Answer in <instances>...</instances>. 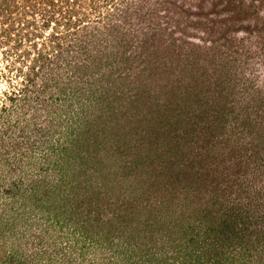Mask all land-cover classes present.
<instances>
[{"label":"rangeland","instance_id":"374dc122","mask_svg":"<svg viewBox=\"0 0 264 264\" xmlns=\"http://www.w3.org/2000/svg\"><path fill=\"white\" fill-rule=\"evenodd\" d=\"M119 1H97L100 10H90V18L121 19ZM177 18L181 15L164 11L143 21L132 18L158 29L149 50L158 47L159 52L149 55L155 64L150 62L148 70L143 69L148 48H139V26L129 27L130 18L119 20L126 28H119L124 33L120 43H112L119 34L115 28H86L80 42L92 37L96 44L89 53L76 50L60 60L61 67L44 80L48 90L29 102L19 93L11 101L6 98L5 93L22 86L19 68L26 71L29 61L17 60L18 52L8 51L12 46L2 45L6 38L0 36V107L7 106L5 112L0 109V264L179 263L177 244L189 239L174 241L168 221L175 220L180 229L185 225L174 218L181 217L176 204L182 199L168 201L164 178L154 190L144 188L141 176L132 183L117 176L118 158L128 144L137 155L143 148L136 142L141 133L157 149L165 143L158 136L161 128L173 135L185 132L175 125V116L167 117L163 101L176 76L186 87L191 75L186 69L195 75L191 61L197 65L199 53L191 34L202 39L209 34L203 27L175 30ZM111 51L120 55L115 62ZM171 62L174 68L168 70ZM44 81L36 88H45ZM212 145L210 138L192 136L188 150L198 154ZM181 149L187 151L183 143ZM142 198L150 202L144 208ZM144 224L150 226L142 229Z\"/></svg>","mask_w":264,"mask_h":264},{"label":"trees","instance_id":"16d2710c","mask_svg":"<svg viewBox=\"0 0 264 264\" xmlns=\"http://www.w3.org/2000/svg\"><path fill=\"white\" fill-rule=\"evenodd\" d=\"M97 1L0 0V36L6 38L1 44H10L8 51L18 52L17 60L29 61L26 71L19 68L22 86L5 93L6 98L11 101L16 93L27 101L33 95L41 97L48 90L44 80L61 67L60 60L76 50L89 53L91 43L96 44L92 37L80 42L88 27L115 28L113 33H119L124 28L119 20L130 18L129 27L139 26L135 29L142 39L139 48H148L141 52L146 70L150 62L155 64L149 55L159 52L158 47L149 50L158 29L134 23L132 18L143 21L160 11L175 12L181 15L175 30L206 28V39L191 34L199 53L197 65L191 61L197 67L195 75L185 67L191 73L186 87L178 85L181 79L176 76V85L171 83L169 95L163 97L167 117L175 116V125L185 132L173 135L172 130L161 128L158 136L163 135L165 143L157 149L141 133L136 142L143 148L137 155L128 144L118 158L122 162L117 176L130 183L141 176L144 188L154 190L164 178L168 201L182 199L176 204L181 217L174 218L185 225L180 229L175 220V224L168 221L174 241L189 239L177 244L181 251L177 264H264V0H120L116 9H122L124 17L119 14L117 18H122L117 21L103 17L94 22L89 12L100 10ZM123 35H114L112 43L123 42ZM22 45L26 46L22 49ZM116 52H110L113 62L120 56ZM42 81L45 88L37 89ZM180 90L183 94L177 96ZM6 107L4 103L0 109ZM192 136L210 138L211 149L198 154L189 151ZM182 143L187 151L181 149ZM142 201L143 208L150 203L148 198Z\"/></svg>","mask_w":264,"mask_h":264}]
</instances>
